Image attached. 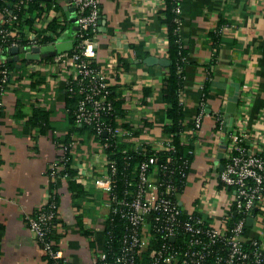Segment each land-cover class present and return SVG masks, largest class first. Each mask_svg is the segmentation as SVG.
Segmentation results:
<instances>
[{
	"label": "crops",
	"instance_id": "0c3cea01",
	"mask_svg": "<svg viewBox=\"0 0 264 264\" xmlns=\"http://www.w3.org/2000/svg\"><path fill=\"white\" fill-rule=\"evenodd\" d=\"M24 1L49 7L25 31L27 38H39L48 31L46 24L57 19L64 24L60 40L74 42L77 11L72 0ZM98 3L101 22L93 45L95 63L107 76L111 92L123 100L125 116L118 122L137 131L135 141L128 142L131 147L157 149L156 142L164 137L162 127L168 122L162 93L168 66L144 60L167 58L163 0ZM179 4V35L186 52L181 98L186 119L193 121L196 116L202 87L208 82L205 115L201 128L192 135L193 159L180 196L187 193L192 211L221 227L233 194L219 181L227 134L214 125L217 114L224 116L236 85L239 100L231 130L243 135L251 152L264 151V0H179ZM215 31L217 43L212 35ZM43 45L47 44L32 47ZM11 55L18 59L1 93L0 264H45L26 217L54 197L58 218L53 231L59 247L69 262L93 264L103 249V223L108 215L107 192L94 184L106 176L102 146L91 132L71 131L69 112L77 96L67 89L66 81L72 76L69 68L53 65L51 57ZM188 137L182 134L180 142L186 144ZM69 141L70 166L79 184L74 190L68 175L60 172L62 166L50 174L51 164Z\"/></svg>",
	"mask_w": 264,
	"mask_h": 264
},
{
	"label": "built area",
	"instance_id": "2783aa9c",
	"mask_svg": "<svg viewBox=\"0 0 264 264\" xmlns=\"http://www.w3.org/2000/svg\"><path fill=\"white\" fill-rule=\"evenodd\" d=\"M0 2L5 4L8 0ZM72 2L77 11L79 32L76 50L57 54L51 59L53 65H62L72 71L66 85L68 91L77 96L75 123L90 126L95 136L103 134L110 138L121 137L127 142L135 141L138 136L131 128L111 126L103 119L112 111L113 104L109 99L110 82L95 63L93 45L100 16L98 0ZM19 3L23 5L25 1L19 0ZM2 8L8 16L6 23L16 19V14L5 6ZM174 12L175 31L179 32L182 22L179 2ZM9 33L1 28L0 41L8 42L11 48L22 47L17 41L7 39ZM48 34L45 30L39 38L29 36L27 45L41 44L42 38ZM0 65L5 85L10 71L3 60ZM178 97L181 100L182 91H179ZM204 115L202 87L199 109L187 133L193 135L201 128ZM216 119L220 120L223 128L224 116L221 112ZM224 134H227V145L219 181L224 189L232 192L233 199L228 203L221 227L211 225L202 214L186 210L180 204V188L186 176L185 164H169L171 158H168V162L159 165L155 156H146L138 163L136 171L130 174L121 196H117L114 187L118 163L103 151L106 176L95 179L94 184L107 192L109 221L118 218L123 230L114 246L106 240V234L109 239L111 234L106 231L104 221L103 249L94 257L93 264H264V151L251 152L243 135L237 131ZM108 145V142L103 143L102 150ZM156 146L155 150H175L171 136H164L156 142ZM132 148L135 151L145 149L135 145ZM62 150L60 160L66 161L64 154L68 147L63 145ZM188 152L194 153V150ZM58 166L54 161L50 174H54ZM57 218V206L51 200L27 216L26 221L45 264H74L67 260L59 245L50 237ZM248 218H252L251 225L247 224Z\"/></svg>",
	"mask_w": 264,
	"mask_h": 264
},
{
	"label": "trees",
	"instance_id": "16d2710c",
	"mask_svg": "<svg viewBox=\"0 0 264 264\" xmlns=\"http://www.w3.org/2000/svg\"><path fill=\"white\" fill-rule=\"evenodd\" d=\"M179 0H163L164 8L161 11L163 15V21L167 25L166 30V40H167V49L166 56L169 60V65L167 67V74L165 78L162 80V93L163 98L166 103V117L168 122L163 125L162 131L164 136H171L173 140V144L175 147L174 151H166V150H155L149 146H146L144 151H135L130 144L124 140V138H110L109 136H104L101 134L100 136H95V139L98 141L100 145L105 142H108L109 145L103 149V151L108 155V158L115 159L117 161L118 170L116 178V185L114 187V193L117 196H121L124 188L125 182L129 180L130 174L136 171V166L138 163L146 158V156L153 155L157 158V163L160 165L162 163L168 162V158H171V162L169 164H185V173L186 176L183 178V185H181L180 191H183L185 188L187 181V173L189 165L193 159V153H189L188 150L194 149L193 143L191 140L194 136L187 133L188 129L192 128L193 121L186 119L183 110V104L180 98L178 97L179 91L183 89V79H184V67L186 64V52L181 44L179 32L175 31L176 23L174 22L175 12L174 7L178 4ZM2 6L8 8V10L12 14H16V19L12 22L6 23V19L8 16L3 12ZM49 7L40 6L39 3L34 1L25 2L23 5L19 3V0H8L5 4L0 2V29L4 28L8 30L9 36L7 39L17 41L19 46H26L28 43V38L26 37V32L28 28L32 26L34 20L40 16L41 13L47 12ZM47 30L49 32L48 35L44 36L41 40L43 44H50L61 39L62 32L64 31V24H62L57 19H52L46 24ZM31 29V28H30ZM26 31V32H25ZM78 31L75 32L74 35V46L68 53L76 50V45L78 43ZM213 39L215 43L218 41L217 32H213ZM136 49V47H135ZM137 52V51H136ZM0 53L3 56V63L9 69L12 70L15 68V63L13 61H9L11 55V47L8 46V42L0 41ZM184 57V59H183ZM26 63H31V60L24 59L22 60ZM179 68L181 69L178 72ZM9 74V73H8ZM207 83L203 87L204 98H206L207 94ZM4 83H2V74H1V65H0V99H1V91ZM111 89V87H110ZM109 99L112 101L113 109L108 114L104 116V122L111 126H121L123 128H130L125 122H118V119H123L125 116V110L122 107L123 100L119 98L116 92H111L109 94ZM76 108V106H75ZM73 108L69 112V123L71 125L72 132H91L94 134L93 128L86 125H78L74 120V111ZM1 112V107H0ZM41 113V111H39ZM37 112H35V115ZM223 114V112H221ZM43 115V113H41ZM41 124V122H39ZM37 125H35L36 127ZM215 130H222V125L220 120H215L214 125ZM186 133V135H190L188 137V143L184 144L180 142V136ZM133 134L137 135V131L133 130ZM70 142H65V146L68 147V150L64 154V158L66 161L56 160L58 165H62V170L60 171L63 174L68 175L69 187L71 190H74L79 187L74 181L75 171L71 168V157H70ZM58 167H56L57 169ZM55 169V170H56ZM51 172V170H50ZM53 201L57 206V198L54 197ZM111 215H107L106 217V231H110L111 238L109 239L106 234V240H110V244L116 245L117 240L123 230L122 222L118 218H114L113 221H109ZM108 222V223H107ZM52 230L50 232V237L55 240L58 244V235ZM86 234V232H84ZM106 251H108V247H106Z\"/></svg>",
	"mask_w": 264,
	"mask_h": 264
},
{
	"label": "water",
	"instance_id": "95a60500",
	"mask_svg": "<svg viewBox=\"0 0 264 264\" xmlns=\"http://www.w3.org/2000/svg\"><path fill=\"white\" fill-rule=\"evenodd\" d=\"M101 22V20H99ZM77 23V19L75 20ZM77 30L78 27L75 26ZM73 47V41H64L59 40L51 44L43 45V46H35L27 49V47H13L11 48V54L18 55L19 53H24L25 58H49L56 56L57 54L65 53L71 51ZM17 56L9 58V61H16ZM147 64H160L162 66H168L169 60L167 58H157L155 56H149L144 60ZM239 100V86H235L234 93L228 98L226 106H225V114H224V126L223 133H229L231 131V127L234 121V114L238 105ZM223 169V164L219 166V171L221 172ZM181 204V202H180ZM252 218H248L247 224L251 225Z\"/></svg>",
	"mask_w": 264,
	"mask_h": 264
},
{
	"label": "rangeland",
	"instance_id": "374dc122",
	"mask_svg": "<svg viewBox=\"0 0 264 264\" xmlns=\"http://www.w3.org/2000/svg\"><path fill=\"white\" fill-rule=\"evenodd\" d=\"M180 200L183 202L184 207H185L186 209H188L189 211H192V210L194 209V205H191V206H190V203L187 201V193H183V194H181V196H180ZM212 202L215 203V202H216V199H215V200L212 199ZM99 251H100V250H99Z\"/></svg>",
	"mask_w": 264,
	"mask_h": 264
}]
</instances>
